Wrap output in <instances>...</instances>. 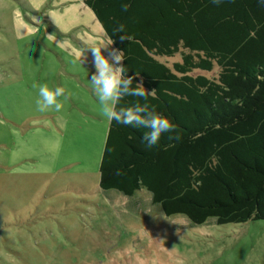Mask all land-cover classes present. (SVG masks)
<instances>
[{"label": "rangeland", "instance_id": "374dc122", "mask_svg": "<svg viewBox=\"0 0 264 264\" xmlns=\"http://www.w3.org/2000/svg\"><path fill=\"white\" fill-rule=\"evenodd\" d=\"M86 9L0 0V264H264V220L195 226L164 216L144 189L99 188L108 121L89 48L110 41ZM157 59L172 67L181 54ZM34 84L64 87L63 108L40 111Z\"/></svg>", "mask_w": 264, "mask_h": 264}, {"label": "trees", "instance_id": "16d2710c", "mask_svg": "<svg viewBox=\"0 0 264 264\" xmlns=\"http://www.w3.org/2000/svg\"><path fill=\"white\" fill-rule=\"evenodd\" d=\"M121 66L176 127L157 145L146 129L109 122L98 186L133 196L144 189L164 216L198 226L264 220V4L258 0H82ZM128 3L127 11L122 4ZM124 24L121 40L113 32ZM181 54L169 67L157 57ZM220 68L218 77L190 75ZM142 98L125 97L119 106ZM118 106V107H119Z\"/></svg>", "mask_w": 264, "mask_h": 264}, {"label": "clouds", "instance_id": "9594fccd", "mask_svg": "<svg viewBox=\"0 0 264 264\" xmlns=\"http://www.w3.org/2000/svg\"><path fill=\"white\" fill-rule=\"evenodd\" d=\"M212 4L219 5L223 0H210ZM264 4V0H258ZM128 3L122 4V10L127 11ZM126 26L118 24L113 32L120 34L121 40H129L124 35ZM93 46L89 50L92 54V63L95 71L91 75L90 87L94 92L98 103L100 114L109 122L115 121L119 125L131 126L138 129H146L143 134V141L148 148L158 144L163 133H171L175 130V125L167 118L157 113L154 106H150L148 97L155 98V90L148 92L141 83L133 84V77L125 74V68L121 66V61L125 59L121 50L113 49L110 55H105L102 51L107 45ZM38 88V99L36 105L40 111L53 109L59 112L63 108L60 98L65 96V89L62 86L49 87L47 84L33 85ZM125 97H138L143 99V103L137 100L130 106H119ZM119 106V107H118Z\"/></svg>", "mask_w": 264, "mask_h": 264}, {"label": "crops", "instance_id": "0c3cea01", "mask_svg": "<svg viewBox=\"0 0 264 264\" xmlns=\"http://www.w3.org/2000/svg\"><path fill=\"white\" fill-rule=\"evenodd\" d=\"M81 1H82V0H81ZM82 2H83V1H82ZM83 4H84V3H83ZM84 5H85V4H84ZM85 6H86V5H85ZM86 7H87V6H86ZM87 8H88V7H87ZM86 11H88V13H90V12L92 13V11H91L89 8L86 9ZM89 11H90V12H89ZM92 15H94V14L92 13ZM94 17H95V16H94ZM95 19H96V18H95ZM96 20H97V19H96ZM97 22H98V21H97ZM99 25H100V24H99ZM102 30H103V29H102ZM103 32H104V31H103ZM104 34H105V33H104ZM106 37H107V36H106ZM68 79H69V80L72 79V76H71L70 73H68ZM56 123H57V122L54 120V124H55V126L53 127V131H54L53 133H54V134H56L57 131L60 132V130H59L60 127H59V125H58V127H59V128H58ZM108 125H109V121H108ZM107 129H108V128H107ZM106 132H107V131H106ZM68 166H69V165H68Z\"/></svg>", "mask_w": 264, "mask_h": 264}]
</instances>
